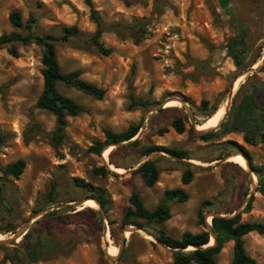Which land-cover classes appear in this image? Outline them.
Returning <instances> with one entry per match:
<instances>
[{
	"label": "rangeland",
	"instance_id": "374dc122",
	"mask_svg": "<svg viewBox=\"0 0 264 264\" xmlns=\"http://www.w3.org/2000/svg\"><path fill=\"white\" fill-rule=\"evenodd\" d=\"M90 2L101 22L109 27L100 38L103 47L111 51L108 56L87 42L96 26L85 0H0V35H26L30 15L35 19L32 32L39 35L59 36L63 27L76 26L81 33L78 38L55 45L61 70H80L83 80L105 90L104 98L95 100L73 88L57 86L85 112L67 118L64 136L54 145L55 117L34 107L42 91V49L35 44L17 45L18 58L10 56L7 46L0 49V132L9 134L0 148V165L17 160L26 164L18 180L2 181L0 230L12 225L19 231L37 213L58 207L55 216L44 215L28 226L31 243H37L39 249L35 264H173L170 250L142 233H125L121 227L134 192L148 210L162 203L168 207L167 221L143 224L153 233L164 230L173 239H180L186 232L203 231L200 212L208 225L212 214L237 213L242 222L264 224V196L256 192L255 174L254 185L247 167L220 161L241 154L240 146L249 153L253 166H264V143L246 145L243 129L203 142L192 125V121L203 123L212 107L225 105L230 93L221 127L234 126L241 120L240 101L253 90L257 91V107L264 109V0ZM12 11L20 13L23 29L12 28ZM236 37H244L246 43L240 69L227 50ZM251 69L255 70L246 75ZM131 98L146 104L131 106ZM202 101L208 102L206 112L200 109ZM176 119L183 123L182 134L172 127ZM130 125L140 126L137 144L111 146L106 161L103 153L97 156L90 152L96 142L105 140L104 130L120 133ZM260 126L253 122L248 125L251 129ZM152 146L185 152V160L213 166L190 167L194 176L184 186L181 176L188 165L166 151L144 155ZM146 159L154 161L159 170L158 182L151 188L137 170ZM99 167H105L109 174L103 177L95 173ZM74 179L83 180L93 189L77 186ZM173 189L184 190L188 200H165L164 192ZM99 195L106 202L105 208L97 203L102 208L108 239L104 238L101 211L92 198ZM249 195L253 196L251 210L243 213ZM53 197L55 204L48 205ZM90 199L96 203L95 209L85 206ZM2 233L0 241L14 235ZM21 239L0 245V264H13L8 259L15 246L20 248ZM122 240L118 257L109 258L108 248L119 249ZM243 240L245 251L264 264V235L251 233ZM18 252L26 263L23 252ZM232 257L233 243L228 242L217 256V264H230Z\"/></svg>",
	"mask_w": 264,
	"mask_h": 264
},
{
	"label": "trees",
	"instance_id": "16d2710c",
	"mask_svg": "<svg viewBox=\"0 0 264 264\" xmlns=\"http://www.w3.org/2000/svg\"><path fill=\"white\" fill-rule=\"evenodd\" d=\"M86 5L90 9L91 19L93 20L96 30L90 37L87 38V42L95 46L98 51L104 55H110L111 51L105 49L100 43L102 34L109 27L105 26L98 14L94 11L90 0H85ZM9 22L13 29L21 30L24 27L22 17L19 12L12 11L9 14ZM35 19L33 15L29 16L25 28L28 30L26 35L20 33L11 32L9 34L0 35V49L7 46L8 53L13 58H18L19 53L17 45H29L35 44L42 49L40 71L42 77V91L36 100L34 105L35 109L44 110L51 113L55 117L56 128L52 134V141L54 145H58L63 136L64 130L67 126V118H74L85 112V108L76 103L72 98L62 95L57 86L59 84L65 87L73 88L87 96L94 98L95 100H102L105 96V90L97 87L96 85L87 82L81 78V71L75 70L69 73H64L61 70L57 59L56 43L68 42L71 39L78 38L81 33L76 26L63 27L62 33L59 36L51 34L39 35L32 32ZM241 31L245 29L239 27ZM239 30L238 27H235ZM229 57L233 61V64L237 69H240L242 56L246 51L245 38L236 37L232 39L227 47ZM243 70V69H242ZM257 91L253 90L251 93L244 96L240 101V124L236 126H222L219 129L207 133L205 135L198 136V139L203 142H208L220 135H228L232 132L243 129L242 140L246 145L255 146L257 143H264V133H260L264 128V109L257 107L256 102ZM146 103L136 102L131 98V106L144 107ZM222 105L212 107L210 112L204 116L205 121L199 125L207 123L212 119L220 110ZM208 108V102L202 101L200 103V109L206 112ZM255 109L259 111V114H255ZM217 111V112H216ZM242 111V113H241ZM216 112V113H215ZM253 122L254 125L261 124L260 129H251L248 127L249 123ZM172 127L177 134L184 132V126L181 119H176L172 123ZM140 126L130 125L124 132L115 133L110 130H104L105 140L103 142H96L91 147L90 152L100 156L102 152L111 145L123 143L133 139L139 132ZM192 132V130H191ZM193 133V132H192ZM9 134L0 132V148L4 145L8 139ZM137 140L133 144H137ZM240 152L249 160L253 173L257 177V189L256 192L261 196H264V166H253L249 153L243 147H238ZM154 151H166L174 156L187 159L185 152H178L167 149L161 146H152L145 150L144 155H148ZM25 162L23 160H17L14 163L6 166L0 165V204L3 201L2 193L4 188L5 178H12L18 180L23 174L25 169ZM116 168L117 165L114 164ZM110 171H107L105 167H99L95 170V173L101 176H106ZM138 172L143 173L145 178V185L149 188L153 187L159 178V170L154 161H148L139 167ZM194 176V173L190 166H187L181 176L182 185H188ZM77 186L90 191L93 187L83 180L74 179ZM165 200H176L177 202H186L188 200L187 193L182 189H173L164 192ZM98 202L102 208H105L106 202L102 195L99 197H92ZM253 202V196L251 195L247 204L243 209V213H248L251 210ZM55 204V197L51 199L48 205ZM130 205L124 215L121 218V227L125 228L133 226L141 230L146 231L151 236L159 240L163 245L172 250L173 264H217V256L224 248V245L228 242L233 243V257L230 264H261L252 258L244 248V237L256 233L258 235H264V224L260 222H242L241 215L236 214L232 217H225L217 214L211 219V226L205 222V217L202 213H199V225L204 230L199 233H183L180 239H173L169 237L164 230L158 232H151L143 223L159 225L164 223L170 218L169 209L165 204H159L154 210H148L144 207L138 194L134 192L130 198ZM40 210L36 211L39 212ZM56 213L52 212L48 214V217L55 216ZM16 228L10 225L4 230L2 234L15 233ZM211 236L214 238V244H211ZM125 240V239H124ZM210 242V243H209ZM209 246V247H208ZM19 247L15 246L13 255L8 259L13 264H35L39 258L38 244L31 243V233L27 232L22 236L19 243ZM188 247H195L196 249L186 251ZM206 247V248H204ZM22 251L25 256L26 263L20 258L19 252Z\"/></svg>",
	"mask_w": 264,
	"mask_h": 264
},
{
	"label": "water",
	"instance_id": "95a60500",
	"mask_svg": "<svg viewBox=\"0 0 264 264\" xmlns=\"http://www.w3.org/2000/svg\"><path fill=\"white\" fill-rule=\"evenodd\" d=\"M262 62H264V56H263V58H262ZM253 70H255V69H251V70H249V71H247L245 74L247 75V74H249V73H252V71ZM242 75H244V74H242ZM242 75H240V76H242ZM239 76V77H240ZM231 96H232V94L230 93L229 94V97H228V102H229V99H231ZM227 106H228V104H227ZM217 112V111H216ZM215 112V113H216ZM226 113H227V110H226ZM226 113H225V116H224V118H223V120H222V122L224 121V119H225V117H226ZM222 122L216 127V128H212V129H210V130H206V131H199V130H196V126H197V124H195V122L194 121H192V125H193V127H195V129H194V132H195V134L197 135V136H201V135H205V134H207V133H210V132H212V131H215V130H217V129H219L220 127H221V124H222ZM139 133V132H138ZM138 135V134H137ZM137 135L133 138V139H131V140H129V141H126V142H123V143H119V144H115V145H111V146H115V147H117V146H121V145H125V144H127V143H131V142H134L135 140H137ZM111 146H108L107 148H109V147H111ZM106 148V149H107ZM105 149V150H106ZM104 150V151H105ZM103 151V152H104ZM102 152V153H103ZM160 152V151H159ZM168 155H170L173 159H177V160H179V161H181V162H183V163H186L188 166H190V167H194V166H196L197 168H199V169H203V168H209V167H212L213 165H209V166H207V167H204V165H199V164H195L194 162H192V161H190V160H185V159H183V158H180V157H177V156H174V155H172V154H170V153H167ZM236 155H240L244 160H245V162H246V165H247V169H248V171H249V174H250V177H251V179H252V181H253V184L255 185V178H254V176H253V170H252V167H251V165H250V163H249V160H248V158H246L242 153L241 154H236ZM229 157H231V156H227V157H225L224 159H222V160H220V161H222V162H225V161H227L228 159H229ZM148 161H150L149 159H146L145 161H143L138 167H137V170L139 169V167L140 166H142L144 163H146V162H148ZM106 167V166H105ZM107 168V167H106ZM108 169V168H107ZM108 170H110V169H108ZM113 174H114V172L113 171H111ZM250 196L251 195H249V197H248V200H249V198H250ZM90 200H92V199H90ZM248 200H247V202H248ZM86 200H84L83 202H80V205H83V203L85 202ZM93 201V200H92ZM95 201V200H94ZM96 202V201H95ZM97 203V202H96ZM247 204V203H246ZM97 205H98V207H99V211H101V206L97 203ZM62 206H69V205H62ZM61 206V207H62ZM58 209V207H54V208H50V209H47V210H43L42 212H39V213H37L33 218H31V220H29L28 221V223L22 228V229H20L19 231H16L15 233H14V235L10 238V239H8V240H5V241H0V245H4V244H6V245H8L11 241H15V240H17V239H19L20 237H22L24 234H26V232H27V229H28V226L34 221V220H36L37 218H39V217H43L44 215H48V214H50V213H52V212H54L55 210H57ZM101 214H102V225H103V231H104V238H105V234H106V223H105V218H104V216H103V213H102V211H101ZM237 214H239V213H237ZM217 214H212L211 215V219L214 217V216H216ZM234 215H236V214H233V215H231V216H225V217H232V216H234ZM211 226V223H210V225H209V227ZM124 229V232L126 233V232H131V233H133V232H138V233H142L143 235H145V236H147V237H150L151 239H153V241H155L157 244H159L160 246H162V247H164V248H166V249H168V250H170L171 251V253L173 252V251H177V250H172V249H170V248H168L167 246H165V245H163L159 240H157L156 238H154L153 236H151L149 233H147L146 231H144V230H141V229H139V228H136V227H133V226H128V227H125V228H123ZM124 240V239H123ZM121 241V243H120V246H119V249H118V254H117V256L119 255V253H120V251H121V245L124 243V241ZM211 240H212V245L214 244V238L211 236ZM210 243V242H209ZM212 245H210V246H212ZM209 247V246H208ZM204 248H206V247H204ZM193 249H196L195 247H188V249H186V251H189V250H193ZM109 258H111V259H113V258H115V257H112V256H110V255H107Z\"/></svg>",
	"mask_w": 264,
	"mask_h": 264
},
{
	"label": "bare ground",
	"instance_id": "6f19581e",
	"mask_svg": "<svg viewBox=\"0 0 264 264\" xmlns=\"http://www.w3.org/2000/svg\"><path fill=\"white\" fill-rule=\"evenodd\" d=\"M171 103L173 104L175 102H171ZM227 103L225 105L223 104L222 107L220 108V110L217 112V114L212 119H210L207 123H204L202 125H197L196 126V130L206 131V130H210L212 128H216L222 122V120H223V118L225 116V113H226V110H227ZM110 149L111 148L109 147V148H107L104 151L105 153L103 152L105 161L107 160V155H108ZM228 161L235 162L236 164L240 165L243 169H245L247 167L245 160L240 155H233V156L229 157ZM110 167H111L112 170L115 169V168H112L111 165H110ZM115 170L119 171V169H115ZM85 206L90 207V208H94V209L97 207L96 203L93 202V201H87L85 203ZM210 223L211 222L209 220V225H210ZM105 238L108 239V233L107 232L105 234ZM210 245H212V243ZM108 250H109V255L110 256H112V257H116L117 256L118 249L116 247L110 246L108 248Z\"/></svg>",
	"mask_w": 264,
	"mask_h": 264
},
{
	"label": "flooded vegetation",
	"instance_id": "af4514ba",
	"mask_svg": "<svg viewBox=\"0 0 264 264\" xmlns=\"http://www.w3.org/2000/svg\"><path fill=\"white\" fill-rule=\"evenodd\" d=\"M241 113H242V111H241ZM254 113H255V114H259V111H257V110L255 109ZM239 114H240V113H239ZM239 124H240V121L238 120V122L235 123L234 126L238 127ZM239 126H241V125H239Z\"/></svg>",
	"mask_w": 264,
	"mask_h": 264
}]
</instances>
